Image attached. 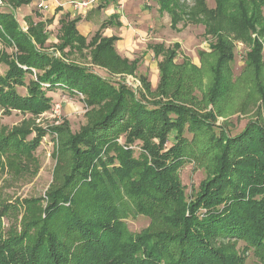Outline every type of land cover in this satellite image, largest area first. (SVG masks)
<instances>
[{
    "label": "trees",
    "instance_id": "obj_1",
    "mask_svg": "<svg viewBox=\"0 0 264 264\" xmlns=\"http://www.w3.org/2000/svg\"><path fill=\"white\" fill-rule=\"evenodd\" d=\"M155 1L171 15L174 30L191 17L214 38V63L203 65L210 76L206 89L199 68L176 63L179 43L173 49L149 46L163 57L158 88L141 78L143 89L136 93L125 76L113 82L69 59L90 48L93 62L108 73L133 76L139 61L122 58L119 38L104 36L110 22L89 39L77 30L81 19L66 16L59 44L48 45L46 23L30 21L25 32L16 18L17 9L33 0H10L12 11H0V67L7 68L0 75V118L15 111L47 113L54 107L48 94L61 89L81 95L92 112L77 133L65 122L31 141L22 130L0 134L3 168L5 159L24 167L23 159H32L48 134L58 136L67 164L36 220L24 217L20 233L0 234V264H242L226 243L240 240L264 261V125L250 121L236 136L216 126L220 100L230 90L225 73L236 57L232 36L251 46L243 81L264 104V0H215L214 9L196 0L195 11L179 0ZM187 163L207 174L190 196L180 177ZM39 201L24 200L13 209ZM137 215L151 226L133 234L125 220Z\"/></svg>",
    "mask_w": 264,
    "mask_h": 264
},
{
    "label": "rangeland",
    "instance_id": "obj_2",
    "mask_svg": "<svg viewBox=\"0 0 264 264\" xmlns=\"http://www.w3.org/2000/svg\"><path fill=\"white\" fill-rule=\"evenodd\" d=\"M9 1L0 0V11H12ZM113 1L115 0H99L90 7L92 10L88 16L96 18L97 20L106 18V14H102L104 13L102 9H107L108 7L106 6L110 4L114 5L115 11L118 10L121 12V15H124L125 22L129 19L125 17L128 6H132L134 12L140 15L132 19V22L126 23L128 30H130L128 33L135 30L136 34L134 36L132 35L135 45L128 44L126 39L128 35L123 36L122 42H120L121 46L129 47L127 49L129 50V57H134L132 61H139L135 74L133 76H116L108 73L106 68H102L93 62L91 56L92 49L90 48L85 50L82 55L74 53L69 56V59H77L86 68L97 73L102 78L110 79L113 82L119 81L120 78L125 76L126 83L134 88L136 93H139V90L143 89L140 82L141 78L148 79L153 91H156L160 79L158 65L163 60V57H155L149 46L163 44L166 49H173L175 44L179 43V57L176 59V63L182 64L184 60L189 61L191 65L199 68L203 73L201 77L203 89L209 86L210 76L209 78L207 77L206 66L203 67V65L214 63V57L210 53L212 52L211 45L215 43V40L211 35L207 34L204 24L198 21H191V17H184L177 23V29L174 30L171 27V15L161 11L158 2L155 0ZM179 1L186 11H195L196 0ZM248 2L251 4L250 1ZM206 3L209 9L215 8V0H206ZM38 11L39 8L37 5H35V9L31 8L25 11L24 9H17L16 18H18L25 32L29 29V22L35 20V13ZM197 13L198 11L195 12V14ZM199 18L203 19L205 17L204 15L201 16L200 13ZM50 26L52 25L47 26V31L50 33L48 45H58L59 41L55 39L59 36L60 24L52 30H50ZM96 33L97 31L90 33L88 38L90 39ZM119 33H121L120 30H116L113 35L117 36ZM231 40H234L236 57L234 62L228 66V71L225 73L229 80L230 90L220 100L221 112L223 114L217 117L216 126L227 131L229 135L236 136V134L246 128V125L250 121H259L264 125V104H262L261 98L256 93L253 85L243 81L245 77L246 59L251 46L248 42L245 43L242 40L236 39L234 36H232ZM6 69V66L2 65L0 67V75H3ZM20 92L25 93L26 91L20 89ZM48 95L52 97L54 107L47 111V113L39 116L19 111H15L10 115L1 114L0 134L5 135V133H9L12 130H22L29 133L27 139L31 141L40 135V130L47 129L48 127H61L65 122H68L70 131L77 133L90 123L92 112H89L90 109L86 107L81 95L73 96L68 91L62 89L56 92H50ZM195 95L198 99L202 100L199 92H196ZM150 97L152 98L153 96ZM208 108L210 109L211 105ZM57 137V135L52 134L44 137L37 147L38 149L32 155V159H23L24 167L18 168L16 164H12L11 166L7 163L6 159L4 161L5 168L0 166L1 235L8 237V235L14 233H20L22 229L21 223L24 217L28 221H35L39 214V209L46 207L45 198L48 190L62 183L67 164L64 157H60L58 153ZM188 137L190 138V136ZM172 142H174L173 137L170 138V146L173 144ZM140 146V144L136 143V155L139 154ZM180 172L182 184L186 186V194L188 196L195 194L200 182L205 180L207 175L206 171L198 169L197 165L192 163H187L181 168ZM33 199L40 200L36 206L32 205L30 209L28 207L17 209L18 205L24 200ZM14 206H17L15 210L13 209ZM125 224L127 231L138 234L151 226V221L145 216L137 215L126 219ZM226 243L230 251H233L237 257H241L240 261L242 264H264V261L255 252L246 248L245 242L240 240L235 242L228 241Z\"/></svg>",
    "mask_w": 264,
    "mask_h": 264
},
{
    "label": "crops",
    "instance_id": "obj_3",
    "mask_svg": "<svg viewBox=\"0 0 264 264\" xmlns=\"http://www.w3.org/2000/svg\"><path fill=\"white\" fill-rule=\"evenodd\" d=\"M77 1L79 2L82 0H33V2L29 4V6H23V8L21 7L19 8V10L24 9L25 11L26 9H29V10L31 8L35 9V5H37L39 8V11L35 13L36 18L33 22L35 24L46 23L47 26L52 25L50 26L51 27L50 30L57 27L60 24L61 20L64 19L66 16H69L70 20L80 18L81 20L77 24V30H79V32L86 38H88V35L90 33L95 32V31L98 32L99 29L102 27L103 23L110 22L109 25L104 29V36L107 38L118 37L119 40L115 43L118 54L122 58L132 61L134 57L133 56L129 57V52H128L129 50H127L129 49V47L121 46L120 42H122L123 36L125 37L128 35V37L126 38L128 41V44H131L132 46L135 45V43L133 42V38H134L133 36L136 34L135 30L131 29L133 32L131 31L132 33L131 32L128 33V31L130 30H128L126 26L127 25L126 23L132 22L131 21L132 19L140 16L138 15V13L134 12L133 10L134 8L132 6L127 7V11L125 12L126 14L125 17H128L129 19L127 20V22H125L124 15H121L120 14L121 12L118 10L115 11L114 5L110 4L106 6L108 7L107 9H102V11L104 12L102 14H106L107 17L102 18V20H97L96 18L88 16L92 8H87V9L81 8L80 9L76 5L73 4V2H77ZM116 1L118 2L119 0H115L113 2H116ZM41 5L43 6L40 7ZM116 16H118L117 19H113V17H116ZM60 27H61V24H60ZM116 30H120L121 33L117 34V36H114L113 34L115 33ZM55 40L58 41V37H56Z\"/></svg>",
    "mask_w": 264,
    "mask_h": 264
},
{
    "label": "built area",
    "instance_id": "obj_4",
    "mask_svg": "<svg viewBox=\"0 0 264 264\" xmlns=\"http://www.w3.org/2000/svg\"><path fill=\"white\" fill-rule=\"evenodd\" d=\"M84 2H73L74 5H76L78 8H85L87 9L88 7L90 8L92 5H94L96 2H98L99 0H87V2H85V0H83ZM43 5H41L40 7H42Z\"/></svg>",
    "mask_w": 264,
    "mask_h": 264
}]
</instances>
